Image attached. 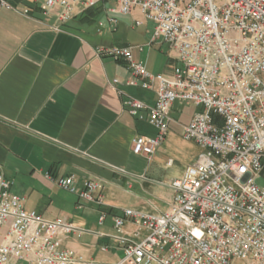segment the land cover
Instances as JSON below:
<instances>
[{
	"label": "built area",
	"instance_id": "2783aa9c",
	"mask_svg": "<svg viewBox=\"0 0 264 264\" xmlns=\"http://www.w3.org/2000/svg\"><path fill=\"white\" fill-rule=\"evenodd\" d=\"M44 16L67 23L77 13L113 2L105 23L116 14L138 11L154 25L151 43L176 52L171 73H155L134 56L138 46H99V57L124 61L132 77L126 85L153 90L154 104L118 89L122 105L157 133L138 135L133 152L149 158L165 141L177 101L199 107L183 128V138L200 148L181 177L171 181L173 199L165 211L126 208L113 216L123 255L101 262L68 247L87 229L67 217L47 219L25 208L0 172V264H264V0H37ZM29 8L0 0V9ZM101 23V26L105 24ZM142 20L135 25L141 26ZM114 79L113 84H119ZM172 163V159L168 164ZM83 202L103 204L94 194L104 183L88 179L81 189L74 176L58 178ZM107 217L102 212L103 224ZM129 226L131 228H129ZM100 251H109L102 245Z\"/></svg>",
	"mask_w": 264,
	"mask_h": 264
},
{
	"label": "crops",
	"instance_id": "0c3cea01",
	"mask_svg": "<svg viewBox=\"0 0 264 264\" xmlns=\"http://www.w3.org/2000/svg\"><path fill=\"white\" fill-rule=\"evenodd\" d=\"M8 1L29 12L0 9V172L12 181V191L25 198L27 210L47 219L67 217L87 229L72 236L68 247L101 262L115 261L122 250L108 236L115 232L113 216L126 208H169L171 181L200 152L196 143L183 138L184 126L200 108L177 101L169 133L152 157L134 153L135 137L154 136L157 130L124 109L118 89L148 104L157 95L126 85L132 77L127 64L99 57L96 49L143 45V51L134 49L135 58L152 72L169 74L177 55L164 43L149 44L153 23L138 11L114 15L116 26L105 23L113 2L78 10L61 23L54 14L44 16L37 0ZM136 20L143 24L136 26ZM116 78L119 84H113ZM69 176L78 189L88 179L104 183L94 194L103 204L83 202L80 207L77 193L56 181ZM102 212L107 217L100 224ZM102 245L109 251L101 252Z\"/></svg>",
	"mask_w": 264,
	"mask_h": 264
},
{
	"label": "rangeland",
	"instance_id": "374dc122",
	"mask_svg": "<svg viewBox=\"0 0 264 264\" xmlns=\"http://www.w3.org/2000/svg\"><path fill=\"white\" fill-rule=\"evenodd\" d=\"M153 35V34H152ZM152 39V38H151ZM155 43V42H154ZM149 44H153V43H149ZM178 63V61H177ZM193 142V141H192ZM195 143V142H194ZM199 154V153H198ZM257 182L264 187V174L263 175H260L258 178H257ZM123 255V253H120V257ZM232 264H245L239 260H234Z\"/></svg>",
	"mask_w": 264,
	"mask_h": 264
},
{
	"label": "trees",
	"instance_id": "16d2710c",
	"mask_svg": "<svg viewBox=\"0 0 264 264\" xmlns=\"http://www.w3.org/2000/svg\"><path fill=\"white\" fill-rule=\"evenodd\" d=\"M89 9H91V8H89ZM89 9H88V10H89Z\"/></svg>",
	"mask_w": 264,
	"mask_h": 264
}]
</instances>
